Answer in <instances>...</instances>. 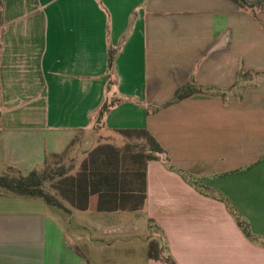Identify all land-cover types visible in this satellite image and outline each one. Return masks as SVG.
<instances>
[{
  "label": "crops",
  "instance_id": "0c3cea01",
  "mask_svg": "<svg viewBox=\"0 0 264 264\" xmlns=\"http://www.w3.org/2000/svg\"><path fill=\"white\" fill-rule=\"evenodd\" d=\"M246 1L0 0V176L123 129L165 151L139 211L50 214L2 191L0 264H90L140 214L176 264H264V0Z\"/></svg>",
  "mask_w": 264,
  "mask_h": 264
},
{
  "label": "trees",
  "instance_id": "16d2710c",
  "mask_svg": "<svg viewBox=\"0 0 264 264\" xmlns=\"http://www.w3.org/2000/svg\"><path fill=\"white\" fill-rule=\"evenodd\" d=\"M230 1L245 9L253 8L246 0ZM196 90L195 86L186 85L176 91L173 101L191 96ZM106 110L108 107L104 106L101 116ZM119 133L126 139L122 147L109 143L98 145L75 174L60 165L62 155H51L46 157L43 168L34 169L26 176L9 168V172L0 176V189L16 197L40 198L64 211L68 210L67 205L79 211H139L146 202L148 163L165 151L146 129H123ZM47 183L51 190L45 187ZM232 213L244 234L251 238L249 224L233 210ZM155 251H150V258L176 264L170 256H164L162 249L159 253Z\"/></svg>",
  "mask_w": 264,
  "mask_h": 264
},
{
  "label": "rangeland",
  "instance_id": "374dc122",
  "mask_svg": "<svg viewBox=\"0 0 264 264\" xmlns=\"http://www.w3.org/2000/svg\"><path fill=\"white\" fill-rule=\"evenodd\" d=\"M122 139L123 140H121V142L119 141V143H113L112 145H115L117 147H122L126 142V139L124 137H122ZM61 155L62 156L59 159L60 165L63 166L65 169H72L70 172L71 174H75L78 171L81 162L88 156V154L87 156L85 155V152L83 154H78L73 152L70 153L69 151ZM53 160L54 158H51V161ZM10 174L13 175L15 173L10 172ZM45 187L51 190L49 183H47ZM2 191L3 190H0V193H3ZM22 199H37L38 201H40V203H42L45 207H47V211L50 214H53L56 211L54 207L48 206L44 202V200L40 198L23 197ZM80 215H82V213ZM129 218L131 219L128 220L122 219V221H124V226L132 225L131 221L134 220L135 227L136 226L139 227L138 233L137 232H134V234L129 233V235H124V239L121 238L118 239L117 241L110 240L109 241L110 250L107 252H103L98 249L95 250L94 252H90L89 255L86 252L90 264H146L150 251L152 250L155 251L156 249L155 252L159 253V251H161V249L165 247L164 236L162 234H159L152 226H150V228H146L147 220L145 218V215L143 214H140V216L129 215ZM135 221L137 223H135ZM149 239L152 240L151 243H148ZM120 245H122L121 248ZM81 250L85 253L83 248H81ZM163 254L164 256H168L166 255L167 251L166 252L164 251Z\"/></svg>",
  "mask_w": 264,
  "mask_h": 264
}]
</instances>
